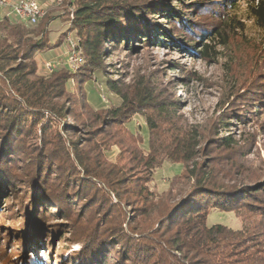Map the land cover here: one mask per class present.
I'll return each mask as SVG.
<instances>
[{
	"label": "trees",
	"instance_id": "obj_1",
	"mask_svg": "<svg viewBox=\"0 0 264 264\" xmlns=\"http://www.w3.org/2000/svg\"><path fill=\"white\" fill-rule=\"evenodd\" d=\"M242 2L248 21L264 40V0H224L230 7ZM199 3L196 0L195 10ZM153 6L159 4L70 1L69 30L75 32L84 57L79 74L89 77L102 71L109 55L106 47H128L130 39L181 48L173 40L174 33L151 28L150 14L166 15L170 24L179 22L196 34L197 24L175 9L147 10ZM233 20L214 29L201 50L192 45L190 51L200 59L214 57L213 43L226 45L235 28ZM53 21L47 18L28 25L8 12L0 19V197L6 199L14 224L5 232L0 230V263L43 264L33 253L54 250L52 238L58 235L64 243L81 244L68 264H264V180L247 186L228 184L235 179L218 169L214 156L216 151L238 153L240 141L226 134L231 122L220 121L209 142L201 128L180 113L179 102L167 100L155 83L141 79L127 92L119 81L106 80L122 106L110 109L102 124L112 128L141 114L148 130V153L132 149L130 162L144 170L147 182L166 161L182 165L183 171L172 179L163 199L167 205L156 218L149 223L142 220L139 211L146 215V209L122 217L118 186H130L129 179L108 180L103 169L90 163L79 142L65 138L76 131L66 120H79L72 108L80 103L72 101L67 89L75 75L60 70L46 76L40 71L36 57L63 42V37L50 42ZM86 102L81 107L89 119L81 125L89 126L88 120H100V115L92 113L88 97ZM250 154L247 151L243 157ZM214 211L234 214L241 227L208 225ZM48 218L59 223L47 228Z\"/></svg>",
	"mask_w": 264,
	"mask_h": 264
},
{
	"label": "rangeland",
	"instance_id": "obj_2",
	"mask_svg": "<svg viewBox=\"0 0 264 264\" xmlns=\"http://www.w3.org/2000/svg\"><path fill=\"white\" fill-rule=\"evenodd\" d=\"M34 1L45 11L44 20H54L50 25V42L54 44L63 37L59 47L36 57L41 73L47 76L55 71L68 70L75 75L67 89L73 97L72 101L80 103V106L76 104L72 108L79 120H66L67 124L75 125L76 131L65 135V138L79 142L82 145L81 151L89 158L90 163L103 169L102 175L108 176V180L129 179L130 186H118L122 217L132 216L139 209H146V215L139 211L142 220L149 223L152 218H156L157 213L166 207L167 203L163 204V199H166L172 188V179L182 173L183 166L166 161L147 182L144 170L134 167L129 156L132 149H142L148 153V130L143 116L136 114L124 124L112 128L102 124V118L108 117L110 109L122 106L121 98L106 86L107 79L119 81L123 92L132 91L135 82L140 79L144 83L152 81L163 92L164 98L180 103V113L190 123L198 125L209 142L218 130L220 121L231 122L230 131L226 134L239 140L240 147L237 149L238 153L234 154L216 151L214 156L218 169L232 174L231 177L235 180L228 184L247 186L264 180V40L252 22L248 21L244 2L230 7L231 3H224V0H198L199 9L195 10L196 0H144L159 4L147 10L175 9L182 18L186 17L191 23L197 24L196 34L186 30L179 22L170 24L166 15L150 14L153 22L151 28L158 32L163 29L174 33L173 40L181 44V48L167 44H146L143 42L145 38L141 41L130 39L128 47L120 45L116 49H110L107 46L109 55L104 60L103 70L86 77L79 74L84 64V57L78 47L79 41L75 32L69 30L73 12L69 3L74 0ZM2 10L5 9L0 8V18ZM67 13H70L69 16H66ZM232 18L235 28L227 36L226 45L213 43L217 51L214 57L200 59L190 51L192 45L196 50H201L204 44L209 43L210 37L214 36L213 30ZM64 32L67 33L66 37ZM203 34L204 38L200 40L198 35ZM69 37L80 52L76 68L70 66L72 48L67 41ZM88 78H92L89 84ZM87 97L93 108L92 113L100 115V120H88L89 126L81 125L82 121L89 119L88 113L81 107L84 102L87 103ZM67 106L70 109L72 107L71 104ZM96 129L104 130L105 133L99 136L100 130L94 133ZM247 151H251V154L243 157ZM112 199L114 203H118L114 196ZM10 217L6 199L0 197L2 232L14 226ZM57 223L59 221L55 219L48 218L45 221L47 228L55 227ZM214 224L234 229L241 227V222L234 214L216 211L208 217V225ZM61 237L64 238L62 235ZM52 240L55 241L54 250L44 248L33 253L43 264H68L71 256L81 249L80 243H64L58 235Z\"/></svg>",
	"mask_w": 264,
	"mask_h": 264
},
{
	"label": "built area",
	"instance_id": "obj_3",
	"mask_svg": "<svg viewBox=\"0 0 264 264\" xmlns=\"http://www.w3.org/2000/svg\"><path fill=\"white\" fill-rule=\"evenodd\" d=\"M0 8L6 9L8 15L15 16L18 20L28 24L37 25L45 16V11L34 0H17L7 1L0 0ZM72 48V54L70 58L71 68H76L77 63L80 61L77 51V45L73 43L71 37L67 39Z\"/></svg>",
	"mask_w": 264,
	"mask_h": 264
},
{
	"label": "crops",
	"instance_id": "obj_4",
	"mask_svg": "<svg viewBox=\"0 0 264 264\" xmlns=\"http://www.w3.org/2000/svg\"><path fill=\"white\" fill-rule=\"evenodd\" d=\"M5 13H7V10L5 9L4 11L2 10V16L5 14ZM2 18V17H1ZM0 18V19H1Z\"/></svg>",
	"mask_w": 264,
	"mask_h": 264
}]
</instances>
